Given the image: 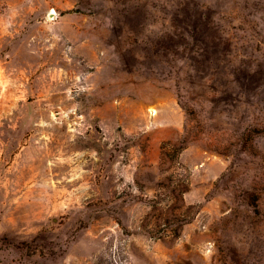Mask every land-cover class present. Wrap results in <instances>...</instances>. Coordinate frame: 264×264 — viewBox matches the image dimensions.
<instances>
[{
	"label": "rangeland",
	"instance_id": "1",
	"mask_svg": "<svg viewBox=\"0 0 264 264\" xmlns=\"http://www.w3.org/2000/svg\"><path fill=\"white\" fill-rule=\"evenodd\" d=\"M0 264H264V0H0Z\"/></svg>",
	"mask_w": 264,
	"mask_h": 264
},
{
	"label": "trees",
	"instance_id": "2",
	"mask_svg": "<svg viewBox=\"0 0 264 264\" xmlns=\"http://www.w3.org/2000/svg\"><path fill=\"white\" fill-rule=\"evenodd\" d=\"M184 147H185V145H181L180 149H182V148H184Z\"/></svg>",
	"mask_w": 264,
	"mask_h": 264
}]
</instances>
